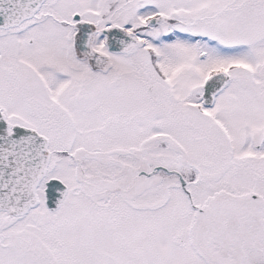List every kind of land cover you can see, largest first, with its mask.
Masks as SVG:
<instances>
[{
    "label": "snow or ice",
    "instance_id": "1",
    "mask_svg": "<svg viewBox=\"0 0 264 264\" xmlns=\"http://www.w3.org/2000/svg\"><path fill=\"white\" fill-rule=\"evenodd\" d=\"M0 264H264V0H0Z\"/></svg>",
    "mask_w": 264,
    "mask_h": 264
}]
</instances>
